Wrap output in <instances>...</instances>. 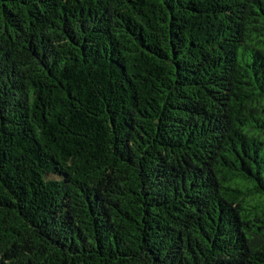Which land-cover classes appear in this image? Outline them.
Returning a JSON list of instances; mask_svg holds the SVG:
<instances>
[{"label":"trees","instance_id":"1","mask_svg":"<svg viewBox=\"0 0 264 264\" xmlns=\"http://www.w3.org/2000/svg\"><path fill=\"white\" fill-rule=\"evenodd\" d=\"M0 264H264V0H0Z\"/></svg>","mask_w":264,"mask_h":264}]
</instances>
